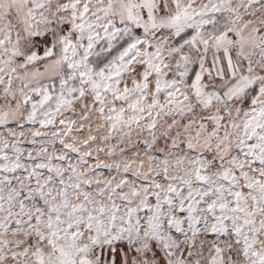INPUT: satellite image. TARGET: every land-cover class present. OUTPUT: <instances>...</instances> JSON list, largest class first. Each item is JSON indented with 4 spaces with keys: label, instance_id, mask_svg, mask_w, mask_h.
I'll return each instance as SVG.
<instances>
[{
    "label": "snow or ice",
    "instance_id": "snow-or-ice-1",
    "mask_svg": "<svg viewBox=\"0 0 264 264\" xmlns=\"http://www.w3.org/2000/svg\"><path fill=\"white\" fill-rule=\"evenodd\" d=\"M0 264H264V0H0Z\"/></svg>",
    "mask_w": 264,
    "mask_h": 264
}]
</instances>
